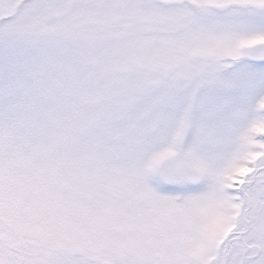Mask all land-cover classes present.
I'll use <instances>...</instances> for the list:
<instances>
[{"label":"snow or ice","instance_id":"6c2138e0","mask_svg":"<svg viewBox=\"0 0 264 264\" xmlns=\"http://www.w3.org/2000/svg\"><path fill=\"white\" fill-rule=\"evenodd\" d=\"M0 264H264V0H0Z\"/></svg>","mask_w":264,"mask_h":264}]
</instances>
